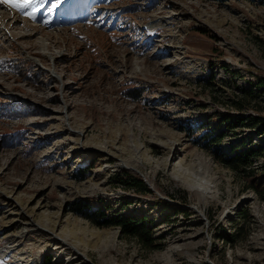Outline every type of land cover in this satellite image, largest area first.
<instances>
[{
    "label": "rangeland",
    "instance_id": "rangeland-1",
    "mask_svg": "<svg viewBox=\"0 0 264 264\" xmlns=\"http://www.w3.org/2000/svg\"><path fill=\"white\" fill-rule=\"evenodd\" d=\"M108 3L66 24L0 5V264H264V0ZM247 149L246 172L219 162Z\"/></svg>",
    "mask_w": 264,
    "mask_h": 264
},
{
    "label": "trees",
    "instance_id": "trees-1",
    "mask_svg": "<svg viewBox=\"0 0 264 264\" xmlns=\"http://www.w3.org/2000/svg\"><path fill=\"white\" fill-rule=\"evenodd\" d=\"M0 67L5 68V65H1ZM254 88L260 90L264 94V77H258L256 79ZM135 93H137V90L130 89L126 92V97L136 101L138 97L135 96ZM8 115L10 116L11 114ZM241 120L242 119L234 120L232 125H235V123L238 124ZM214 141L216 144L219 143V139ZM19 142L20 136H18V143ZM260 155L262 154H260L259 151L253 149L233 151L229 157H220L219 162L235 173L246 172L245 169L251 165V162L254 159L260 157ZM111 179L116 186L122 189L133 190L143 195L150 193L141 179L137 177L135 178L126 172L115 174L111 177ZM71 212L76 216L91 221L97 228H117L121 234V237L134 240L142 251L149 252L153 251L155 248L158 249V246L155 245L152 229L146 226L144 219L133 217L110 218L103 210L98 209L96 211H92L91 207L83 201H77L73 203V205H71ZM47 264H50V262L48 261Z\"/></svg>",
    "mask_w": 264,
    "mask_h": 264
},
{
    "label": "snow or ice",
    "instance_id": "snow-or-ice-1",
    "mask_svg": "<svg viewBox=\"0 0 264 264\" xmlns=\"http://www.w3.org/2000/svg\"><path fill=\"white\" fill-rule=\"evenodd\" d=\"M64 3H66V0H0V5L14 9L32 19L36 18L37 13L44 4H49L48 12L51 13L59 9Z\"/></svg>",
    "mask_w": 264,
    "mask_h": 264
},
{
    "label": "bare ground",
    "instance_id": "bare-ground-1",
    "mask_svg": "<svg viewBox=\"0 0 264 264\" xmlns=\"http://www.w3.org/2000/svg\"><path fill=\"white\" fill-rule=\"evenodd\" d=\"M5 8H8V7H5ZM7 16H9V15H7L6 13H3V17H4V20L7 18ZM1 17H2V14H1ZM2 19V18H1ZM8 19L10 20L11 19V17H8ZM9 20H7V21H9ZM2 21H3V19H2ZM5 24V23H4ZM3 25V24H2ZM7 25V24H6ZM18 35V34H17ZM27 37V36H30L29 34H25V35H22V36H20V38H23V37ZM32 36H33V34H32ZM28 39V38H27ZM35 45V44H34ZM45 46V45H44ZM119 168H123V166H118ZM62 244V243H61Z\"/></svg>",
    "mask_w": 264,
    "mask_h": 264
}]
</instances>
